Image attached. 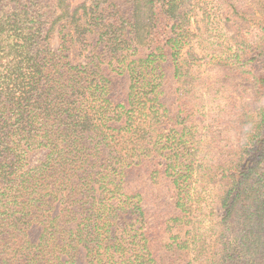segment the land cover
<instances>
[{
	"label": "trees",
	"instance_id": "1",
	"mask_svg": "<svg viewBox=\"0 0 264 264\" xmlns=\"http://www.w3.org/2000/svg\"><path fill=\"white\" fill-rule=\"evenodd\" d=\"M204 1L0 0V264H264V15L220 41ZM204 39L254 86L237 141Z\"/></svg>",
	"mask_w": 264,
	"mask_h": 264
},
{
	"label": "rangeland",
	"instance_id": "2",
	"mask_svg": "<svg viewBox=\"0 0 264 264\" xmlns=\"http://www.w3.org/2000/svg\"><path fill=\"white\" fill-rule=\"evenodd\" d=\"M208 8L212 10H216L218 17L214 16V21L219 24L216 25L221 30L220 32H212V34H218L216 37H219L220 41H232L231 37H236L235 33L237 32V23L241 24V21L244 22L243 18H250L251 12H255L256 14L264 15V9L259 6L260 0H254L253 6L247 9V13H243L242 17H236L232 14H227V9H229L228 0H205L204 1ZM252 10V11H251ZM202 24V23H201ZM210 27H215L211 26ZM241 27V26H239ZM214 39V37H213ZM211 37V40H213ZM59 38L58 35L52 39L53 47H58ZM207 45L211 46V44L207 41ZM203 47H205V39L201 45V48L197 49V59L195 70L200 72L204 78V84H199L201 91L207 94V104L208 108L212 109L210 118L207 116L208 120L211 119L214 122L215 126H217L214 131H216V135L218 137L222 136L224 130H228L224 135H231L236 138V141L240 138L239 133L241 132L240 123H234L236 117H239L237 110H243V100L244 96L248 97L253 92V84L251 81L244 80L240 77H236L234 75H222L217 73L216 60H210L208 63L204 61V55L202 52ZM79 51H76V55L79 54ZM88 52H84L82 56H79V60L84 61L85 56ZM226 76H229L227 79ZM206 77V79H205ZM196 84H198L196 82ZM168 98V97H167ZM250 99V96L248 97ZM214 133V132H213ZM216 144L213 143V147ZM218 205L215 204V207Z\"/></svg>",
	"mask_w": 264,
	"mask_h": 264
}]
</instances>
